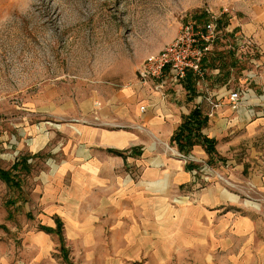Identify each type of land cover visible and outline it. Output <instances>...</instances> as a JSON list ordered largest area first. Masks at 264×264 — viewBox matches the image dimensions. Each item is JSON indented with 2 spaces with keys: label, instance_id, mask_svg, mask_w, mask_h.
<instances>
[{
  "label": "crops",
  "instance_id": "1",
  "mask_svg": "<svg viewBox=\"0 0 264 264\" xmlns=\"http://www.w3.org/2000/svg\"><path fill=\"white\" fill-rule=\"evenodd\" d=\"M236 31L261 47L255 77L249 79L245 68L240 84L231 88L238 63L235 52L219 43L218 67L208 68L210 89L222 104L214 117L207 96L196 87L192 98L187 82L169 85L165 98L155 83L116 92L100 111L104 127L76 131L85 148H77L65 166L37 176L33 191L43 225L56 228L59 219L65 235H134L140 257L147 249L158 257L162 249L165 264H264V9ZM244 86L251 92L235 109L230 93ZM197 109L207 118L202 135L214 150L200 144L190 152L226 183L213 179L199 186L191 174L199 165L169 149ZM38 136L40 142L44 137ZM4 148L8 144L1 139ZM180 195L195 198L175 205Z\"/></svg>",
  "mask_w": 264,
  "mask_h": 264
},
{
  "label": "rangeland",
  "instance_id": "2",
  "mask_svg": "<svg viewBox=\"0 0 264 264\" xmlns=\"http://www.w3.org/2000/svg\"><path fill=\"white\" fill-rule=\"evenodd\" d=\"M261 9L264 0H0V143L8 144L0 168L25 158L30 166L29 173L14 172L19 187L0 179V263L165 264L162 249L158 257L148 249L140 257L134 235H65L63 224V239L42 231L51 227L38 218L36 178L85 148L77 130L104 127L100 111L134 85L145 59L170 45L186 22L216 16L220 28H239ZM234 66L231 88L249 64ZM172 147L178 149L173 141ZM188 198L195 196L174 203L186 205Z\"/></svg>",
  "mask_w": 264,
  "mask_h": 264
},
{
  "label": "built area",
  "instance_id": "3",
  "mask_svg": "<svg viewBox=\"0 0 264 264\" xmlns=\"http://www.w3.org/2000/svg\"><path fill=\"white\" fill-rule=\"evenodd\" d=\"M224 42L230 51L235 52L238 64L248 63V78L255 77L254 69L260 66L259 57L263 54L257 43L249 36L237 32L232 25L220 28L218 17L211 16L203 23L194 20L186 22L176 39L159 53L149 55L136 73L134 84L147 85L155 83L156 91L162 96L170 86H179L187 82L192 74L201 95H206L211 106L209 117H214L222 107L208 83L209 69L206 60L213 54L215 47ZM251 89L238 87L231 91L230 101L236 109L248 98ZM141 112L146 113L147 107L142 106ZM183 161L199 165L191 170L195 183L212 182L217 179L216 169L197 159L192 153L182 154L176 151Z\"/></svg>",
  "mask_w": 264,
  "mask_h": 264
},
{
  "label": "trees",
  "instance_id": "4",
  "mask_svg": "<svg viewBox=\"0 0 264 264\" xmlns=\"http://www.w3.org/2000/svg\"><path fill=\"white\" fill-rule=\"evenodd\" d=\"M220 58H221V54H217L216 52H213V54L210 55V57L206 60L207 67L211 70L216 69L218 67L216 65V61L219 60ZM187 85H188L187 90L190 92L192 98H194L197 94V91H196V85L194 83V77L192 74L188 75ZM206 120L207 118L203 117L200 110L197 109L193 111L190 117L182 124V126L179 128L178 132L174 135L172 140L177 144L180 152L189 153L194 146L201 144L206 146L207 150L210 153H213L214 150L213 141L204 138L202 135V129L206 126ZM111 153L116 154L118 156H123L121 153L116 151H111ZM23 168H26L27 173H29L30 169L28 168H30V166L28 165V158L22 159V161L19 162L17 161V163H15V165H13V167L10 170H3L0 168V179L4 181L9 187H12L13 185L19 187V185L15 184L14 172L20 171ZM189 168L191 169L192 166L189 165ZM62 224L63 223L59 219H57L56 229L41 227V230L49 234L57 233L59 234L60 238L63 239ZM65 262L69 264L66 259Z\"/></svg>",
  "mask_w": 264,
  "mask_h": 264
}]
</instances>
